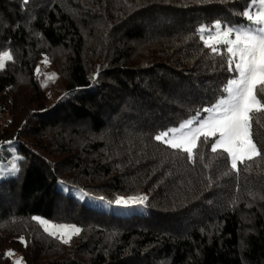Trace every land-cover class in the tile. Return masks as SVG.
<instances>
[{
	"label": "trees",
	"instance_id": "obj_1",
	"mask_svg": "<svg viewBox=\"0 0 264 264\" xmlns=\"http://www.w3.org/2000/svg\"><path fill=\"white\" fill-rule=\"evenodd\" d=\"M248 4L0 0V264H264V148L237 171L211 141L189 159L155 140L221 97L227 55L199 29L248 26ZM34 217L81 231L64 244Z\"/></svg>",
	"mask_w": 264,
	"mask_h": 264
},
{
	"label": "snow or ice",
	"instance_id": "obj_2",
	"mask_svg": "<svg viewBox=\"0 0 264 264\" xmlns=\"http://www.w3.org/2000/svg\"><path fill=\"white\" fill-rule=\"evenodd\" d=\"M24 2L27 3V0ZM253 6L259 10L253 12ZM243 16L249 22L246 27L222 25L216 21L209 28L199 29L200 39L213 54L227 55L230 77L220 89L221 97L200 109L195 119H189L179 127L155 136V140L170 148L187 153L189 159H193L192 154L201 140L205 144L211 141L210 151L216 153L219 150L226 155L230 167L237 171L238 163L246 164L259 157L260 148H264V145L258 148V142L253 137V117L264 110V0H249ZM11 58L8 52H4L0 57V69L4 67L2 61ZM18 171V168H13L12 174ZM146 201V196L117 198L115 204L131 208L146 206ZM33 219L46 225L45 231L49 230L45 220L38 217ZM51 227L53 231L50 234L57 236L64 244H69L72 235L81 231L75 226ZM21 243L26 245L23 239ZM5 255L11 256L13 253ZM17 264L20 262L17 261Z\"/></svg>",
	"mask_w": 264,
	"mask_h": 264
},
{
	"label": "rangeland",
	"instance_id": "obj_3",
	"mask_svg": "<svg viewBox=\"0 0 264 264\" xmlns=\"http://www.w3.org/2000/svg\"><path fill=\"white\" fill-rule=\"evenodd\" d=\"M212 26V25H211ZM211 26H203L204 28H209V27H211ZM213 31H215V30H213ZM205 35H207V33H205ZM7 52V51H6ZM9 53V52H8ZM3 54L4 53H0V57H2L3 56ZM7 61V59H4L3 61H2V63L4 64V66H5V62ZM46 69V67H40V71H39V76H40V78H43V79H45L47 82H46V85H47V87L48 88H53V84H52V79H51V77H48V75H47V73H45L43 70H42V74H41V69ZM10 82H11V80H10V78H5V82H4V88L5 89H7L8 88V86H9V84H10ZM195 119V118H194ZM187 121V120H186ZM179 127V126H178ZM174 128H176V127H174ZM172 129V128H171ZM171 129H169V130H167V131H170ZM9 148L11 149V150H15V144L13 143V144H11L10 146H9ZM80 198L82 199V200H84V201H88V199L90 198L88 195H86V194H81L80 195ZM91 200H93L94 202H95V204L96 205H98V206H101V207H104V208H106V209H110V210H115V211H117V212H130V211H132L133 209H134V207H131V208H124V207H120V206H116V207H112V206H110L109 204H107L105 201H103V200H96V199H91ZM141 211H142V209H140ZM47 222V225L49 226V230H48V232L49 233H51L52 231H53V228L51 227V226H60V225H58V224H54V223H51V222H48V221H46ZM44 226V228H45V226L46 225H43ZM67 226H69V227H71L72 225H67ZM75 235V234H74ZM74 235H72V237L74 236ZM55 236V235H54ZM71 237V238H72ZM65 238H67V235H65ZM9 252H11V253H13L12 251H9ZM11 257H12V260L14 261V264H17V261H19L20 262V264H22L23 262H24V259H23V257L20 255V254H18V253H13V255H11Z\"/></svg>",
	"mask_w": 264,
	"mask_h": 264
}]
</instances>
